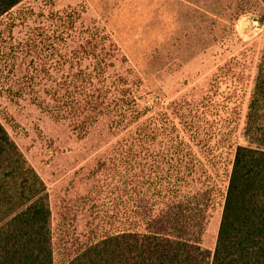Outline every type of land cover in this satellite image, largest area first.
I'll list each match as a JSON object with an SVG mask.
<instances>
[{
	"label": "rangeland",
	"instance_id": "obj_1",
	"mask_svg": "<svg viewBox=\"0 0 264 264\" xmlns=\"http://www.w3.org/2000/svg\"><path fill=\"white\" fill-rule=\"evenodd\" d=\"M66 10H74L76 32L106 35L123 57L109 72L124 93L111 97L109 110L115 109L82 134L29 103V96L13 95L10 85L26 80L23 73L31 60L37 68L44 64L51 69L49 77L34 81L62 80L56 74L61 59L39 48L33 58L15 62L21 74L0 78V121L48 189L57 241L68 243L83 231L81 217L89 222L110 220L119 210L117 193L111 192L115 182L99 169L108 168L109 159L121 150L135 146L133 136L140 133L146 143H156L157 151L166 150L164 161L169 157L172 168L160 166L168 170L163 174L173 191L178 184L187 191L184 172L175 173L179 166L187 175L193 171L196 187L209 191L214 207L203 245L212 248L234 149L246 144L249 102L256 78L264 77V3L23 0L0 16V55L44 29L49 13ZM7 64L9 68L10 62L0 58V66ZM259 105V115H264V102ZM87 201L93 213L85 212Z\"/></svg>",
	"mask_w": 264,
	"mask_h": 264
},
{
	"label": "trees",
	"instance_id": "obj_2",
	"mask_svg": "<svg viewBox=\"0 0 264 264\" xmlns=\"http://www.w3.org/2000/svg\"><path fill=\"white\" fill-rule=\"evenodd\" d=\"M22 1L0 0V16ZM45 21L44 29L39 28L10 53L0 55L10 62L9 68L8 64L0 66V78L21 74L15 62L33 58L38 48L61 59L56 71L62 77L60 82L34 81L49 77L51 69L44 64L37 68L31 60L23 73L26 80L14 82L10 90H15L13 95L18 98L29 96V103L83 134L100 116L115 109L109 110L112 96L123 97L118 80L109 76L123 57L106 35L76 32L74 10L51 12ZM104 39L108 43H103ZM252 94L244 129L246 144L235 146L221 193L216 239L210 249L203 245L214 207L209 191L196 187L193 171L187 175L180 166L175 173L184 172L181 176L187 177V191L180 184L173 191L163 174L168 170L160 166L172 168L169 157L164 161L166 150L157 151L156 143H146L140 133L133 136L135 146L119 144L137 151L121 150L109 159L108 168L99 169L106 180L115 182L111 192L117 193L119 210L110 220L89 222L81 217L84 230L80 236L59 243L48 189L0 121V264H264L261 74ZM123 112L121 106L122 117ZM84 206L85 212L93 213L88 201Z\"/></svg>",
	"mask_w": 264,
	"mask_h": 264
}]
</instances>
